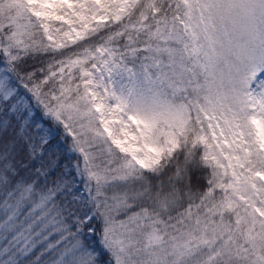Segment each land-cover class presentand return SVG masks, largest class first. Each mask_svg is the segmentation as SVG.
Instances as JSON below:
<instances>
[{
    "label": "snow or ice",
    "instance_id": "6c2138e0",
    "mask_svg": "<svg viewBox=\"0 0 264 264\" xmlns=\"http://www.w3.org/2000/svg\"><path fill=\"white\" fill-rule=\"evenodd\" d=\"M0 264H264V0H0Z\"/></svg>",
    "mask_w": 264,
    "mask_h": 264
},
{
    "label": "trees",
    "instance_id": "16d2710c",
    "mask_svg": "<svg viewBox=\"0 0 264 264\" xmlns=\"http://www.w3.org/2000/svg\"><path fill=\"white\" fill-rule=\"evenodd\" d=\"M193 181L195 182V176L193 177ZM201 185H203L204 181H200Z\"/></svg>",
    "mask_w": 264,
    "mask_h": 264
},
{
    "label": "rangeland",
    "instance_id": "374dc122",
    "mask_svg": "<svg viewBox=\"0 0 264 264\" xmlns=\"http://www.w3.org/2000/svg\"><path fill=\"white\" fill-rule=\"evenodd\" d=\"M127 78H125V80H126Z\"/></svg>",
    "mask_w": 264,
    "mask_h": 264
}]
</instances>
